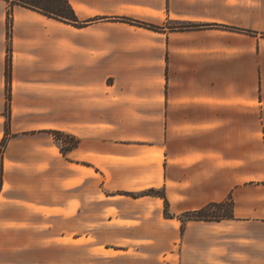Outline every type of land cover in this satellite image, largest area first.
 <instances>
[{
  "label": "crops",
  "instance_id": "obj_1",
  "mask_svg": "<svg viewBox=\"0 0 264 264\" xmlns=\"http://www.w3.org/2000/svg\"><path fill=\"white\" fill-rule=\"evenodd\" d=\"M68 1L0 0V264H264V0Z\"/></svg>",
  "mask_w": 264,
  "mask_h": 264
},
{
  "label": "trees",
  "instance_id": "obj_2",
  "mask_svg": "<svg viewBox=\"0 0 264 264\" xmlns=\"http://www.w3.org/2000/svg\"><path fill=\"white\" fill-rule=\"evenodd\" d=\"M18 3H20L23 6L43 11L50 15L51 17H56L61 20H67V19H74V11L69 3L68 0H16ZM10 33V31H9ZM10 35V34H9ZM6 75H7V107H6V112H7V121L5 124V131L6 135H8L10 132V125H11V101H12V92H11V84H12V62H11V47L8 48V62H7V70H6ZM53 134L55 137L60 141L61 137H63V144H62V151L64 152L66 149L65 143H66V134L63 131H54ZM6 144V138H5V143L3 141V144L0 147V156L2 154V150L4 145ZM2 182V167L0 163V185ZM224 205L229 206V213H220L219 215L214 214V215H209V207H224ZM166 215H169L168 210L166 211ZM189 219V220H204V221H209V220H223V219H232L234 218V202L232 197L229 199L223 201V202H218V203H211L205 207H203L200 210L188 212L184 214L181 218L183 222H185L184 219Z\"/></svg>",
  "mask_w": 264,
  "mask_h": 264
},
{
  "label": "rangeland",
  "instance_id": "obj_3",
  "mask_svg": "<svg viewBox=\"0 0 264 264\" xmlns=\"http://www.w3.org/2000/svg\"><path fill=\"white\" fill-rule=\"evenodd\" d=\"M7 115V112L6 114ZM6 132V131H5ZM63 137H61L60 139V142L61 144H63ZM3 144V142H1V145ZM1 147V146H0ZM209 212L208 213L209 215H214V214H217L219 215L220 213H229V206L228 205H224V207H209ZM185 220V223L187 221H200V220H189V219H184ZM204 221V220H202ZM209 221H219V220H209ZM262 229V234L264 235V225L261 227ZM217 242H221L222 244H225L226 242V238L223 237V238H219L217 240ZM202 243H205V245L203 246L202 248V258H201V261L200 264H216L215 263V259H211L209 258V252L208 249H204L205 247H207L208 245V240L206 238H203L202 239ZM184 247H185V254L183 256L182 259V263L181 264H194V257H193V247H194V237H193V229L192 230H188L187 233H186V237H185V243H184ZM220 252H223L225 250V245H221L219 246V249H218ZM185 257V258H184ZM217 264H225V260H219Z\"/></svg>",
  "mask_w": 264,
  "mask_h": 264
}]
</instances>
